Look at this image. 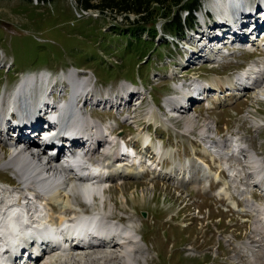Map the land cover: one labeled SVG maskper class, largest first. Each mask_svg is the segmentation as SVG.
<instances>
[{
    "label": "rangeland",
    "instance_id": "1",
    "mask_svg": "<svg viewBox=\"0 0 264 264\" xmlns=\"http://www.w3.org/2000/svg\"><path fill=\"white\" fill-rule=\"evenodd\" d=\"M99 1L0 0V101L4 99L6 104L24 77L36 75L40 78V71H49L57 79V88L61 92L67 90L68 101L71 87L67 77L75 70L81 79L89 77V98L104 104L127 94V89L132 87L130 84L135 85L133 89L139 93L134 101L143 92L142 87L149 92L142 104L124 107L121 113L116 109L101 111L100 108L92 111V115L105 126L115 128L117 136L130 140L139 153H146L154 161H159L158 156L152 149L143 150L140 136L149 133L164 150L173 148L181 160L193 161L195 150L200 160L218 171L219 162L213 163L202 153V145L198 143L202 137L201 125L207 119L213 122L218 137L232 138L237 145H248L264 164V101H257L254 92L241 95L238 87V92L224 94L220 100L212 97L208 104L213 109L205 106L207 102L195 103L191 111L196 113L199 122L191 135L182 119L178 121L169 116L165 102L166 98L179 95L177 86L193 81H207L225 92L233 79L264 62L263 52L237 51L230 63L216 68L211 63L200 62L203 59H191L192 53L183 49L194 41L191 34H187V45L183 47L168 42L164 38L165 20L160 12L154 13L159 17L154 23L159 35L152 38L144 32L138 37L131 34L138 26L133 22L135 15L131 14L127 20L124 15L109 9L104 12L86 8V3L97 5ZM202 1L204 6L196 13L199 18L195 15V31L199 37H203L206 30L202 15L209 29L218 24L213 16L205 13V5L215 10L213 0ZM254 1L258 4L259 0ZM215 13L218 16V10ZM152 20L153 17L149 23L139 26L151 29ZM189 58L198 65L188 63ZM184 88L181 87L179 97H182V91L187 93ZM152 103L161 110V115H156V122L151 118L158 109L153 106L152 110ZM165 117H170L176 127L166 125ZM193 162V168H196V161ZM169 165L165 162V167ZM14 174L3 171L0 158V186L6 183L12 188L18 187ZM221 176L224 181L230 180L226 171H222ZM195 181H179L162 172L148 171L139 179L130 178L122 184H113L106 195L105 212L116 218L115 222L134 223L143 240L140 248L148 252L147 264H252V253L240 248L248 242L259 246L255 259L264 264V233L257 232L255 215L248 210L238 212L226 198L217 196L215 193L221 184L212 182L207 191ZM240 184L228 189L240 208H245L249 196L253 202L264 204V193L259 188L245 190L251 193L246 196L241 194L240 186L248 187L249 182L241 179ZM65 204L61 200H47L45 206L53 223H59L62 216L70 217L77 210H68ZM100 209L99 205L95 212ZM85 210L93 212L89 208Z\"/></svg>",
    "mask_w": 264,
    "mask_h": 264
},
{
    "label": "bare ground",
    "instance_id": "2",
    "mask_svg": "<svg viewBox=\"0 0 264 264\" xmlns=\"http://www.w3.org/2000/svg\"><path fill=\"white\" fill-rule=\"evenodd\" d=\"M213 5L216 12L218 10L220 24L213 29L206 27V34L198 37L203 51L206 44H213L214 48L220 43L237 45L244 40L250 41V46L264 49V44L254 41L258 33L264 32V23L261 24L259 18L264 17V0H260L254 9L245 0H213ZM242 43L244 45V42ZM201 58L203 56L198 59ZM40 73V81L36 75L23 78L20 87L18 85L14 94L6 101L7 109L5 100L0 101L2 167L3 171L15 173L14 177L19 184L12 189L0 187V264H147L148 252L143 247L140 248L143 240L134 223L125 225L123 220H118L117 224L116 218L105 212L106 195L113 184H122L130 178L139 179L147 173L146 171L162 172L179 181L195 179L197 186L203 181L201 185L204 190L209 189L211 179L221 182V188L215 194L226 198L228 204L236 211L248 210L253 213L256 217L257 232L264 233V204L253 202L252 196H249L245 208H240L228 191L230 187L240 185L242 178L249 182L248 187L242 185V195L251 194L245 190L253 191L255 188L264 193V164L254 149L248 145H237L232 138L218 137L213 122L205 119L200 130L202 137L198 141L202 145L201 151L209 156L213 163L219 162V170L228 172L231 177L229 181L222 179L220 171H213L207 163L199 160L195 150L193 159L197 161V167L193 168L194 160H180L173 148L164 150L161 143H155L149 133L140 136L143 150L146 151V147L152 149L159 158L157 163L152 157H147L146 153H139L135 149L128 150L124 147L121 150L118 142L121 138L112 136L116 134L113 127L101 125L93 115L77 107L78 103L83 101L85 106L92 102L89 98L91 87L87 85L89 77L81 79L77 72L71 73L67 77L71 87L69 100L57 107L50 100L49 77L44 72ZM182 85L177 86L176 90L181 91L184 86L187 93L182 91V97H179V91L178 96L166 98V108L171 118L185 122L186 131L191 135L199 122L196 113L191 111L195 103L207 102V108L213 109L214 107L208 104V99L213 97L214 100H220L224 94L238 92V87L240 91L254 92L257 101H264V62L255 64L249 72L239 75L236 80L233 79L232 84L226 86L225 92H221L207 81H195L188 87ZM142 90L135 101L134 98L139 93L130 87L127 94L110 103L121 113L124 107L142 104L145 95L149 94L144 87ZM153 106L158 109L155 117H150L154 121L156 115H161V110L154 103L151 105L152 110ZM49 108H52L51 116L47 119H51V125L56 126L53 131L59 130V135L72 136L76 141H81L75 144V147L72 145V153L67 149L71 156L65 150V147L71 145L68 140H64V149L55 150V153L54 148L38 145L36 139L31 144L24 143L26 140L15 142L16 131L8 118L16 113L19 121L15 124L23 125ZM151 114L152 111L150 116ZM170 120V117L163 119L166 125L175 128ZM253 123L255 124L254 121ZM231 149L234 150L233 153ZM58 151L59 154L56 155ZM85 153L86 159L83 158ZM97 157L99 158L95 161L96 165L93 166L90 159ZM165 160L170 163L166 169L161 167ZM47 200L65 201L66 209L77 210L70 217L62 216L59 226L55 229L51 215L48 213V218L44 216L47 212L44 207ZM81 203L85 206H81ZM99 205L101 209L98 212L85 210L89 208L96 211ZM47 228L52 232H42L44 237H39L41 230ZM63 232H67V235ZM15 244L17 247H14ZM24 248L26 250L21 254ZM240 248L252 253V264H261L255 259L259 251L258 245L248 242L240 245ZM11 249H14L12 253Z\"/></svg>",
    "mask_w": 264,
    "mask_h": 264
},
{
    "label": "trees",
    "instance_id": "3",
    "mask_svg": "<svg viewBox=\"0 0 264 264\" xmlns=\"http://www.w3.org/2000/svg\"><path fill=\"white\" fill-rule=\"evenodd\" d=\"M202 7V0H100L97 5L86 3V8H95L104 12L109 9L124 15L127 20L131 14L135 15L136 20L133 22L138 26L131 31V34L138 36L147 32L152 38L159 35L157 25L154 24L159 17L154 16V13L160 12V16L165 20L164 33L184 37L188 30L196 28L195 14ZM183 13L186 15L184 16ZM151 17L154 24L151 29L139 26L149 23Z\"/></svg>",
    "mask_w": 264,
    "mask_h": 264
}]
</instances>
